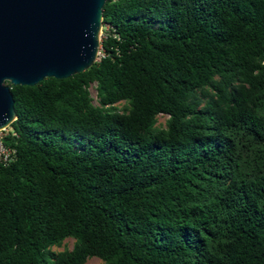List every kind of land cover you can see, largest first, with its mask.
I'll use <instances>...</instances> for the list:
<instances>
[{"label": "trees", "instance_id": "1", "mask_svg": "<svg viewBox=\"0 0 264 264\" xmlns=\"http://www.w3.org/2000/svg\"><path fill=\"white\" fill-rule=\"evenodd\" d=\"M102 25L88 70L11 86L0 264H264V0H107Z\"/></svg>", "mask_w": 264, "mask_h": 264}, {"label": "water", "instance_id": "2", "mask_svg": "<svg viewBox=\"0 0 264 264\" xmlns=\"http://www.w3.org/2000/svg\"><path fill=\"white\" fill-rule=\"evenodd\" d=\"M107 0H0V131L16 119L11 86L88 70L100 49Z\"/></svg>", "mask_w": 264, "mask_h": 264}, {"label": "rangeland", "instance_id": "3", "mask_svg": "<svg viewBox=\"0 0 264 264\" xmlns=\"http://www.w3.org/2000/svg\"><path fill=\"white\" fill-rule=\"evenodd\" d=\"M104 38V35L102 37L101 35V38L100 40ZM90 93H91V96H92V99H93V104L95 106H98V101H97V97H96V91H95V85H92L90 87ZM122 104L118 105V108L121 109L122 108ZM167 116L165 115H161L158 117V122H157V125L160 126V127H163V125L165 124V121L167 120ZM8 129V128H7ZM8 131L4 132V131H0V136H5L6 133ZM73 243L74 241L72 239H67L65 240V242L62 244L61 247H53L51 248V251L52 252H61V251H64V250H71L72 247H73ZM85 264H103L101 260H99L98 258H91L89 259Z\"/></svg>", "mask_w": 264, "mask_h": 264}, {"label": "built area", "instance_id": "4", "mask_svg": "<svg viewBox=\"0 0 264 264\" xmlns=\"http://www.w3.org/2000/svg\"><path fill=\"white\" fill-rule=\"evenodd\" d=\"M101 35L103 37L102 29H101ZM101 35H100V38H101ZM100 55L101 54H100V51H99L98 57ZM3 131L6 132V131H8V129H5ZM14 154L15 153H14V150L13 149L8 148V147H6L3 144V136H0V162L3 163L4 165L9 164L10 162H12L14 160Z\"/></svg>", "mask_w": 264, "mask_h": 264}]
</instances>
